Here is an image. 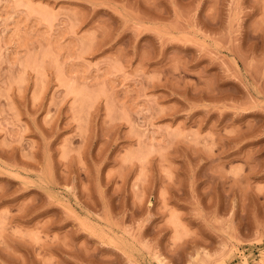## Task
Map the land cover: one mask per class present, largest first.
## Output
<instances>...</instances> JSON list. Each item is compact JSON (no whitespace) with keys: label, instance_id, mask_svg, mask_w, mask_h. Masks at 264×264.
Instances as JSON below:
<instances>
[{"label":"rangeland","instance_id":"374dc122","mask_svg":"<svg viewBox=\"0 0 264 264\" xmlns=\"http://www.w3.org/2000/svg\"><path fill=\"white\" fill-rule=\"evenodd\" d=\"M0 264H264V0H0Z\"/></svg>","mask_w":264,"mask_h":264}]
</instances>
